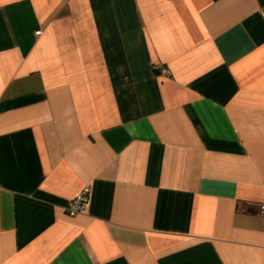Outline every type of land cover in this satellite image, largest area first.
I'll use <instances>...</instances> for the list:
<instances>
[{
	"label": "crops",
	"instance_id": "obj_1",
	"mask_svg": "<svg viewBox=\"0 0 264 264\" xmlns=\"http://www.w3.org/2000/svg\"><path fill=\"white\" fill-rule=\"evenodd\" d=\"M263 10L0 0V264H264Z\"/></svg>",
	"mask_w": 264,
	"mask_h": 264
},
{
	"label": "built area",
	"instance_id": "obj_2",
	"mask_svg": "<svg viewBox=\"0 0 264 264\" xmlns=\"http://www.w3.org/2000/svg\"><path fill=\"white\" fill-rule=\"evenodd\" d=\"M264 15V10L262 12ZM154 69L160 70L161 73L169 75L170 71L167 67L156 64ZM90 200V187L84 186L78 193H76L66 204L65 209L69 215H76L78 213H83L87 210ZM261 212H264V204L261 205Z\"/></svg>",
	"mask_w": 264,
	"mask_h": 264
}]
</instances>
